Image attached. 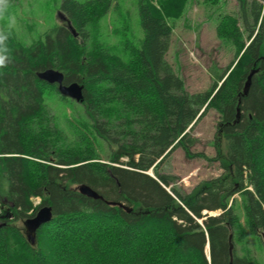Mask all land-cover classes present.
<instances>
[{
  "label": "trees",
  "instance_id": "obj_1",
  "mask_svg": "<svg viewBox=\"0 0 264 264\" xmlns=\"http://www.w3.org/2000/svg\"><path fill=\"white\" fill-rule=\"evenodd\" d=\"M187 1L138 0L140 46L102 43L115 0H62L66 24L30 44L13 30L12 61L0 69V264H230L231 243L233 264H261L238 245L264 243V0H238L239 16L219 22V37L242 56L196 93L167 59L171 22ZM48 69L83 86V101L41 80ZM53 93L79 108L71 139ZM210 110L231 177L184 194L160 169L177 149L203 157L189 131ZM81 185L102 199L82 195ZM45 206L53 219L32 243L17 225Z\"/></svg>",
  "mask_w": 264,
  "mask_h": 264
},
{
  "label": "rangeland",
  "instance_id": "obj_2",
  "mask_svg": "<svg viewBox=\"0 0 264 264\" xmlns=\"http://www.w3.org/2000/svg\"><path fill=\"white\" fill-rule=\"evenodd\" d=\"M115 1L116 7L101 23L102 43L119 48L128 39L140 46L144 35L140 27L138 0ZM61 3L62 0H17L11 10V15L16 18L13 30H16L22 39L30 44L53 26L66 24L60 9ZM238 11V0H188L182 16L171 22L173 37L167 59L177 74L183 78L189 92L196 93L210 89L216 78L233 61H235L234 66L239 61L242 53L239 58H236L237 49L232 44L233 41L221 39L217 30L222 18L229 16L233 19L235 15L239 16ZM237 27L244 34L245 41L249 45L250 41L246 39L241 23H238ZM49 104L58 117V123L63 128L66 138H73L69 122L75 120L74 114L78 113L79 108L75 109L71 102L61 100L54 93L50 97ZM218 121V112L210 110L189 131L195 141L192 152L201 153L203 157L188 159L182 149H177L160 169L161 173L176 177V187L184 194H194L204 183L231 177L224 155V141L217 136ZM148 174L155 177L153 170ZM166 189L171 192L170 187L167 186ZM40 201L39 198L33 199L34 206H37ZM0 213L6 214L5 210H0ZM208 214L217 216L220 212ZM7 215L10 214L7 213ZM26 221L18 223L17 226L28 232ZM27 236L29 237V232ZM33 237L35 239V235ZM262 240L264 242V237ZM238 252L240 255L248 252L264 264V243L260 244L255 239L249 238L246 249L238 245ZM206 253L209 258L208 249Z\"/></svg>",
  "mask_w": 264,
  "mask_h": 264
},
{
  "label": "water",
  "instance_id": "obj_3",
  "mask_svg": "<svg viewBox=\"0 0 264 264\" xmlns=\"http://www.w3.org/2000/svg\"><path fill=\"white\" fill-rule=\"evenodd\" d=\"M254 75V72L251 73L249 76V80L246 84V88L249 87L250 81L252 76ZM38 77L43 80L44 82L50 84V85H57L59 93L67 98H70L76 102L83 101V86H81L78 83H72L70 85L64 84V74L55 70V69H48L41 73H39ZM79 192L82 195H85L89 198L93 199H102V197L93 189L86 185H81L79 187ZM119 206L123 207V204H119ZM53 219V212L51 207H42L38 210L36 215L32 218L27 219L26 224L29 232V240H32V243H35V239L33 235L37 232L38 229H41L44 225L51 222ZM230 240H232V236L230 237ZM233 250H234V244H230V264H233Z\"/></svg>",
  "mask_w": 264,
  "mask_h": 264
},
{
  "label": "clouds",
  "instance_id": "obj_4",
  "mask_svg": "<svg viewBox=\"0 0 264 264\" xmlns=\"http://www.w3.org/2000/svg\"><path fill=\"white\" fill-rule=\"evenodd\" d=\"M11 0H0V69H5L12 61L9 41L13 35L16 18L11 15Z\"/></svg>",
  "mask_w": 264,
  "mask_h": 264
}]
</instances>
